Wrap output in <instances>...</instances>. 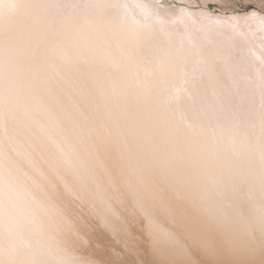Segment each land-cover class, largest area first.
<instances>
[{
    "label": "snow or ice",
    "instance_id": "6c2138e0",
    "mask_svg": "<svg viewBox=\"0 0 264 264\" xmlns=\"http://www.w3.org/2000/svg\"><path fill=\"white\" fill-rule=\"evenodd\" d=\"M85 67L86 95L77 82ZM69 90L83 100L79 111L66 102ZM97 116L109 136L123 137L129 157L155 164L190 198L193 238L204 237L208 264H221L209 240L227 237L231 251L255 255L257 233L264 264V11L216 15L196 2L170 12L156 0H0V264H110L83 254L91 242L80 228L62 226L65 209L32 161L54 142L67 154L56 136L42 135L55 121L84 162L93 136L103 140ZM65 119L80 129L83 145ZM23 129L35 139L27 148ZM137 191L130 183V194ZM144 218L152 236V217ZM238 218L242 235L234 231ZM103 226L115 231L107 218Z\"/></svg>",
    "mask_w": 264,
    "mask_h": 264
},
{
    "label": "bare ground",
    "instance_id": "6f19581e",
    "mask_svg": "<svg viewBox=\"0 0 264 264\" xmlns=\"http://www.w3.org/2000/svg\"><path fill=\"white\" fill-rule=\"evenodd\" d=\"M156 2H160L170 12H178L181 7L191 6L196 2L216 15L225 12L242 14L252 10L264 11V0H255V6H246L251 0H245L246 4L240 8L235 6L234 0ZM256 43L258 45L259 41ZM83 72L84 77L78 76L77 82L86 95L85 79H88V69L85 67ZM69 91L70 95L65 97L66 102L79 111L77 104L83 107V100L77 92ZM258 103L257 99V106ZM65 124L71 131L73 141L83 145L84 137L80 129L67 119ZM96 124L103 140L93 136L94 147L84 152V162L72 153L55 121L46 122L42 135L46 139L56 136L58 143L65 144L67 154L61 152L54 142L51 144V151L42 150V158L32 156V161L45 174L38 179L48 188L53 202L65 209L67 222L60 221L62 226L66 229L73 225L80 228L85 239L91 242L90 245H85L83 254L110 264H162V261L170 264L182 258L189 259L192 264H208L209 258L199 246L204 237L193 238L195 208L187 194L174 187L171 180L155 164L129 157L124 148L123 137L119 133L109 136L98 116ZM22 131L23 135L19 139L27 148V141L35 142V139L27 129ZM57 158L60 160L59 164ZM21 160L27 167L28 162L23 157ZM84 163L87 164V171ZM65 183L71 190H65ZM130 183L138 189L135 195L129 192ZM241 198L246 199L247 194H241ZM145 212L152 217V236L148 232ZM103 218L113 224L115 231L103 226ZM122 229H127V232ZM234 231L240 235L244 232V223L239 218L234 225ZM125 240L128 242L127 249ZM208 243L232 256L229 259L214 257L221 264H251L252 261L259 264L261 260L259 233L255 255L244 251H231V240L227 237H217ZM154 248L159 254L154 252ZM183 253H187V256H183Z\"/></svg>",
    "mask_w": 264,
    "mask_h": 264
},
{
    "label": "rangeland",
    "instance_id": "374dc122",
    "mask_svg": "<svg viewBox=\"0 0 264 264\" xmlns=\"http://www.w3.org/2000/svg\"><path fill=\"white\" fill-rule=\"evenodd\" d=\"M243 2V3H242ZM252 2V3H251ZM251 2H247V5L246 6H255V4H254V2H255V0H251ZM244 3H245V0H234V4H235V6L236 7H238V8H240L241 6H243L244 5ZM246 4V3H245ZM217 257H223V258H225V259H229V258H231L232 256L231 255H229V254H227V253H224V252H222L221 250H220V248H219V254L217 255ZM222 258V259H223Z\"/></svg>",
    "mask_w": 264,
    "mask_h": 264
}]
</instances>
